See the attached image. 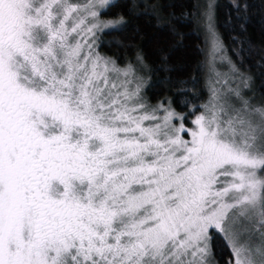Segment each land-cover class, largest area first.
I'll return each instance as SVG.
<instances>
[{"label":"snow or ice","instance_id":"obj_1","mask_svg":"<svg viewBox=\"0 0 264 264\" xmlns=\"http://www.w3.org/2000/svg\"><path fill=\"white\" fill-rule=\"evenodd\" d=\"M231 3L236 60L202 100L169 55L186 17L225 51L214 0H0V264H264V0ZM141 15L175 38L155 98Z\"/></svg>","mask_w":264,"mask_h":264},{"label":"trees","instance_id":"obj_2","mask_svg":"<svg viewBox=\"0 0 264 264\" xmlns=\"http://www.w3.org/2000/svg\"><path fill=\"white\" fill-rule=\"evenodd\" d=\"M148 2L151 3L152 0H148ZM164 2L166 4H170L171 10L177 14L184 12L191 13L194 10V5L198 4V0H164ZM117 3L122 5L125 3V0H117ZM249 3L258 8L260 0H249ZM216 7L217 11L215 18L217 19V29L221 40L224 41L227 50L230 53L231 59L236 60L233 48L236 47L237 44L236 41L231 38L234 34H240L235 14L236 9L232 7L231 0H218ZM116 10V8H110L104 13V16H112ZM185 19L187 22L181 25L186 32L184 47L172 49L169 55V62L179 65V72L183 76L191 77L195 74V88L199 91L201 99L203 100L207 98L209 88L207 85L205 63L206 41L201 28L188 31L189 28L194 27V22L187 17ZM134 25H138L140 33H143L144 35V39L138 42L143 49L147 63L155 69L154 71L148 73L154 83L153 86L149 87L147 90L148 95L155 98L158 94H163L157 81L159 80V77L164 75L163 71L155 68V66L159 63L161 49L169 50V45L174 43L175 38L167 32L166 27L157 26L154 19L145 18L143 15L134 16L130 19L128 31H131ZM258 27V24H249V33L256 41H259L260 39ZM113 34L114 33L105 32L104 36L109 37ZM125 39H127L126 35ZM99 50L103 53L111 55L117 50V47L115 44L109 45L101 43ZM120 51L123 52L124 50L120 49ZM127 52L128 55H132L133 50L128 49ZM256 59H258L256 52L247 54L245 55V64L254 65ZM197 62H199V64ZM250 70L253 72L257 71L254 66L251 67ZM257 82H259V78L257 79ZM189 87H191V85H189Z\"/></svg>","mask_w":264,"mask_h":264},{"label":"rangeland","instance_id":"obj_3","mask_svg":"<svg viewBox=\"0 0 264 264\" xmlns=\"http://www.w3.org/2000/svg\"><path fill=\"white\" fill-rule=\"evenodd\" d=\"M204 2H205V0H198V4H202ZM217 2H218V0H214V3H215V15H216V11H217V7H216L217 6ZM215 21H216V26H217V19L216 18H215ZM201 30L203 31L204 37H205V32H204L203 28H201ZM218 33H219V31H218ZM219 36H220V34H219ZM220 39H221V37H220ZM221 41L223 43L225 51L215 53L214 54V58H213V53L211 51L210 42L206 43V47H205V52H206L205 63H206V74H207V85H208V87L211 86L212 82L224 79V74H225V72H226V70L228 68V64H227V60L221 59V56L231 58L230 53L227 50V47H226L224 41L223 40H221ZM217 71L220 72L219 76L216 75ZM216 87H221V85L217 84Z\"/></svg>","mask_w":264,"mask_h":264}]
</instances>
